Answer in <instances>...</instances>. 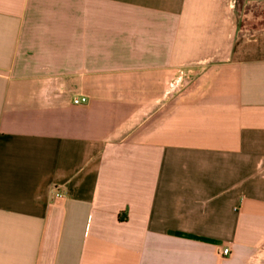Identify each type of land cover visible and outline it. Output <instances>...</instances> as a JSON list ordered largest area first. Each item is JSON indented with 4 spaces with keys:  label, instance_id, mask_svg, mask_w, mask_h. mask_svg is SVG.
<instances>
[{
    "label": "crops",
    "instance_id": "1",
    "mask_svg": "<svg viewBox=\"0 0 264 264\" xmlns=\"http://www.w3.org/2000/svg\"><path fill=\"white\" fill-rule=\"evenodd\" d=\"M249 3L0 0V264H264Z\"/></svg>",
    "mask_w": 264,
    "mask_h": 264
},
{
    "label": "rangeland",
    "instance_id": "2",
    "mask_svg": "<svg viewBox=\"0 0 264 264\" xmlns=\"http://www.w3.org/2000/svg\"><path fill=\"white\" fill-rule=\"evenodd\" d=\"M251 1L252 3L247 4L245 9L248 11L252 9L254 14H257V15H261L262 13L264 15V1H260V0H251Z\"/></svg>",
    "mask_w": 264,
    "mask_h": 264
},
{
    "label": "built area",
    "instance_id": "3",
    "mask_svg": "<svg viewBox=\"0 0 264 264\" xmlns=\"http://www.w3.org/2000/svg\"><path fill=\"white\" fill-rule=\"evenodd\" d=\"M89 103V100L86 96H77L72 99V104L74 106H84ZM58 197H61L60 195H57ZM222 254L224 256H227L229 254V249L223 250Z\"/></svg>",
    "mask_w": 264,
    "mask_h": 264
}]
</instances>
